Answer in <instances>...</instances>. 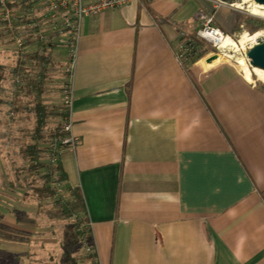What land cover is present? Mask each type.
<instances>
[{"label": "crops", "instance_id": "1", "mask_svg": "<svg viewBox=\"0 0 264 264\" xmlns=\"http://www.w3.org/2000/svg\"><path fill=\"white\" fill-rule=\"evenodd\" d=\"M199 12L226 33L243 14L210 0H132L82 19L77 144L60 161L95 264H264V92L237 68L197 75L211 53L178 60Z\"/></svg>", "mask_w": 264, "mask_h": 264}, {"label": "rangeland", "instance_id": "2", "mask_svg": "<svg viewBox=\"0 0 264 264\" xmlns=\"http://www.w3.org/2000/svg\"><path fill=\"white\" fill-rule=\"evenodd\" d=\"M34 6L42 13L39 5ZM32 8V4L29 8L18 6L13 11L17 33L27 37L22 56L17 52L11 32L2 30L0 38V61L6 66L0 105L1 243L10 246L9 250L14 253L5 257L10 264H93L84 250V241L74 233L80 207L69 188L52 178L49 184L54 194H46L40 199L34 191L35 186L43 183V174L53 153L57 157L64 149L58 147V137L54 134L64 117L60 113L65 110L61 86L69 58L66 44L44 46V40L40 42L36 35H30L33 27L27 26V19L34 21L37 18ZM238 9L264 21L244 4ZM43 25L47 28V24ZM242 34L243 31L233 38L238 40ZM212 52L216 53L213 49L207 51ZM17 64L22 69L14 75L12 70ZM227 66L239 69L234 60ZM251 75L252 79L264 84L253 69ZM38 105L44 109V123L39 131L36 130ZM33 143L39 149L38 162L43 164L36 168L30 166L31 159L26 151V146Z\"/></svg>", "mask_w": 264, "mask_h": 264}, {"label": "built area", "instance_id": "3", "mask_svg": "<svg viewBox=\"0 0 264 264\" xmlns=\"http://www.w3.org/2000/svg\"><path fill=\"white\" fill-rule=\"evenodd\" d=\"M21 0H0V19L3 21V28L9 30L12 33L14 44L17 47L18 54H24L23 47L26 41L24 35L16 33V19L14 10L8 5L9 2H17ZM32 4L37 15V20L29 21L27 26L37 27V30L32 29L30 35H36L37 40H44V43L50 44H66L68 46V64L65 69L64 80L61 86V98L62 104L65 108L66 114L64 115L60 127L62 136L60 143L63 148L74 149L77 144V137L72 133L73 119L71 116V109L73 104V66L74 58H76L77 43L81 34V22L86 16L101 13L108 9L120 8L132 0H26ZM214 7L228 6L232 8H241V2H235L236 0H210ZM34 5H39L42 8V13L36 10ZM264 7V6H262ZM264 19V14L260 15ZM198 18L200 20V27L196 31V36L201 40L209 43L216 53L223 54V49L220 47L221 43L226 37L233 39L240 46V52L244 56L246 62L247 49L254 45L264 41V28L250 33L249 31H243V35L246 39L243 44L240 43V39L233 38L227 34L222 28L214 24L213 15L199 12ZM16 24V25H15ZM43 24H47L44 26ZM22 56V55H21ZM177 58L179 61H188V57L185 55V47L180 45L177 52ZM249 63V62H248ZM247 63V64H248ZM248 66H251L250 64ZM252 67V66H251ZM253 69V67H252ZM242 71V70H241ZM243 72V71H242ZM56 157L54 153L49 160L50 163L54 162ZM54 180L56 177L53 176ZM57 181V180H56ZM84 250L87 254L95 253V246L93 239L91 242L84 241Z\"/></svg>", "mask_w": 264, "mask_h": 264}, {"label": "trees", "instance_id": "4", "mask_svg": "<svg viewBox=\"0 0 264 264\" xmlns=\"http://www.w3.org/2000/svg\"><path fill=\"white\" fill-rule=\"evenodd\" d=\"M8 5L15 10V8L24 7V8H29L30 3L27 2L26 0H21L17 2H9ZM16 17V16H15ZM38 18H35L37 20ZM34 20V21H35ZM29 22V20L27 19ZM26 21V22H27ZM32 22V21H31ZM16 25V24H15ZM264 27V21L261 20L260 18H256L247 14H242L239 19L237 20L233 31L231 33H227L231 36H236L237 33L242 32V31H249V32H254L257 31L261 28ZM34 29L37 30V27H33ZM2 30L9 32L6 28H3V21L0 19V37L2 34ZM17 33V31H15ZM45 44L48 45H53L50 43H42V45L45 46ZM182 46L185 47V55L188 57V62L191 64L198 60L200 57H202L204 54L207 53V51L213 49L212 46L205 42L204 40H201L196 36V34L191 35V37L183 39V42L181 43ZM40 59L44 60V57L40 56ZM20 63V61H19ZM21 65L17 64L15 68H13L12 72L15 74H18L21 70ZM6 78V66L4 63L0 61V105L2 104V88H3V81ZM259 87L262 89L264 92V84L259 82ZM18 101V99H15V103ZM43 108L41 105H38V111L39 114V120H38V125H37V131L40 130L41 126L43 125L44 121V112ZM14 111H18V107H14ZM61 114L65 115L66 112L65 110L63 112H60ZM56 138L58 137V147L63 146L60 143L59 137L62 136V133L60 131V128L56 129V132L54 134ZM26 151L29 155V158L31 159L30 166L32 168H36L37 166H43V164H40L38 162L39 159V149L37 147V144L33 143L31 145L26 146ZM61 153V152H60ZM60 153H57V157L54 162L48 163L46 165V172L43 174L44 181L40 186H35L34 191L37 194V196L41 199L44 195L46 194H54V190L50 187V181L53 178V176L56 177L57 182H60L62 184L67 185V175L62 167L61 161H60ZM69 190L71 191L72 198L74 199L75 203L79 204V212L80 216L79 218L75 221V234L83 241L86 242H91L92 241V236L90 234L89 227L87 225V220L85 217V207L84 204L82 203V197L79 188L77 187H68ZM66 206V205H65ZM67 207V206H66ZM69 210V209H68ZM88 257L92 259L93 264L96 262V255L95 253L88 254Z\"/></svg>", "mask_w": 264, "mask_h": 264}, {"label": "bare ground", "instance_id": "5", "mask_svg": "<svg viewBox=\"0 0 264 264\" xmlns=\"http://www.w3.org/2000/svg\"><path fill=\"white\" fill-rule=\"evenodd\" d=\"M245 5L252 13L257 15L264 14V7L256 4L253 0H243L240 5ZM246 36L243 35L240 39V43L243 44ZM220 47L223 49V54H218L216 58L217 65L211 69L205 76L210 75L219 68L227 66L231 60H234L237 67L243 71V73L250 78L252 69L248 66L244 56L240 52V46L233 39L226 37L221 43ZM253 72L264 82V69L259 67H253Z\"/></svg>", "mask_w": 264, "mask_h": 264}, {"label": "water", "instance_id": "6", "mask_svg": "<svg viewBox=\"0 0 264 264\" xmlns=\"http://www.w3.org/2000/svg\"><path fill=\"white\" fill-rule=\"evenodd\" d=\"M256 4L264 6V0H253ZM218 53L212 52L209 56L199 59L192 65V70L199 76L206 75L216 67ZM246 57L252 67L264 69V41L254 44L247 49Z\"/></svg>", "mask_w": 264, "mask_h": 264}]
</instances>
